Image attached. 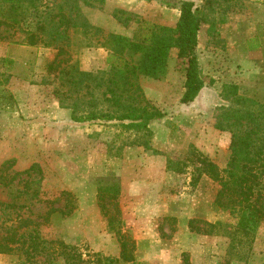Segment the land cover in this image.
<instances>
[{"label":"rangeland","instance_id":"obj_1","mask_svg":"<svg viewBox=\"0 0 264 264\" xmlns=\"http://www.w3.org/2000/svg\"><path fill=\"white\" fill-rule=\"evenodd\" d=\"M2 1L0 18L7 7ZM60 1H26L14 27L0 25V164L11 160L8 175L32 163L42 170L39 182L32 175L36 196L20 193L22 182L0 185V201L24 203L9 214L35 218L48 209L46 199L65 190L74 208L65 215L52 213L39 229L48 239L76 246L84 258H98V264H121L116 227L134 240L135 262L129 264H180L182 252L189 254L190 264H264V220L247 234L230 227V235H205L187 227L189 218L235 224L227 210L213 206L218 184L199 173L191 154L202 153L220 168L226 165L230 133L214 127L215 107L226 104L219 96L224 83L237 84L245 96L264 99V0H214L212 5L195 0L214 21L213 29L210 22L202 23L197 36L205 86L192 102H179L184 66L172 48L162 79L140 77L141 94L125 92L130 105L163 112L147 129L87 118L90 111L110 109L104 99L110 93L103 94L104 86L95 79L82 77L88 87L78 90L66 78L75 71L72 67L108 78L109 34L131 35L137 24L136 19L124 24L116 13L173 25L179 0H104L93 5L79 1L78 15L69 14L73 26L51 40L47 21ZM37 22L44 25L41 36L52 44H25L24 29L35 31ZM58 47L63 53L57 54ZM5 59H13V64H4ZM50 61H59L61 71H48ZM113 185L119 189L120 215L108 203L109 194H104V215L98 190ZM63 200L64 195L54 206L62 207ZM3 212L0 208L1 216ZM164 217H174L175 222ZM17 257L0 253V264H17Z\"/></svg>","mask_w":264,"mask_h":264},{"label":"trees","instance_id":"obj_2","mask_svg":"<svg viewBox=\"0 0 264 264\" xmlns=\"http://www.w3.org/2000/svg\"><path fill=\"white\" fill-rule=\"evenodd\" d=\"M26 1L31 0H3L7 5L4 8V17L0 18V25L14 27L19 22L18 14ZM93 5L104 0H61L57 5V11L47 21L48 33L51 40L64 36V32L72 27L69 14L78 15L79 5ZM205 4H213L214 0H204ZM179 14L173 25L158 24L143 18H137L129 14L121 18L116 13L119 21L127 24L130 19H136V28L131 35L121 33H110L107 41L108 53L106 63L108 64V78L104 80L97 78L89 71L72 67L71 77L66 82L75 86L78 90L88 87V81L82 77L95 79L96 85L104 86L103 94L110 93L104 98L110 103L107 111H90L87 118H104L116 120L118 125L124 128L147 129L152 119L163 116V112L151 110L145 106L137 107L125 101L126 90L141 93L138 83L140 77L162 79L167 70V61L172 48L176 49V57L184 66L183 90L179 102L187 104L192 102L205 81L201 75V68L197 54V36L200 25L210 22L213 29L214 21L197 7L195 0H179ZM120 13L124 11L118 9ZM57 16L55 20L54 17ZM51 25V27H50ZM36 30L25 31V44L36 45L41 43L50 45L45 40L40 30L44 29L42 22L36 23ZM61 27V29H59ZM253 46H250V48ZM63 49L58 47V53ZM60 62L50 61L47 70H60ZM70 78V79H69ZM62 79V77H61ZM63 81V79H62ZM220 98L226 104H219L214 111V127L221 131L230 133V154L225 167L220 168L213 160L202 153L192 151V159L198 163L200 174L218 184V189L213 199V206L224 209L235 218L232 225L226 221H208L201 218H189L187 227L191 232L205 235H230L233 227L235 230L247 234L249 230L256 227L264 220V99L257 100L241 94L235 83H224L219 92ZM11 160H5L0 164V185L9 187L13 182H22L20 193L36 196L38 190L33 188L35 177L39 182L42 178V170L36 163L27 168L7 174ZM199 174L193 180L198 179ZM118 186L107 188L100 187L98 190V205L104 215H108L104 194H109L107 199L115 209V214L120 215L117 205ZM64 195L62 207L54 206L61 196ZM73 198L68 191H61L60 196L46 199L49 204L44 214H37L35 218L16 214L12 216L11 209L23 206L24 203H13L12 201H0L3 216L0 215V253L17 254V264H98V258L91 260L84 258L81 251L74 245L68 244L61 239H48L44 237L39 229L41 224L49 222V217L54 212L62 215L69 214L74 208ZM40 201V199H38ZM21 204V205H19ZM8 210V211H7ZM13 212V211H12ZM108 225L113 228L112 216L108 217ZM164 220L175 222L174 217H164ZM119 242V257L121 264L135 262L134 240L120 228L116 227ZM188 253L182 252L180 264H190Z\"/></svg>","mask_w":264,"mask_h":264},{"label":"crops","instance_id":"obj_3","mask_svg":"<svg viewBox=\"0 0 264 264\" xmlns=\"http://www.w3.org/2000/svg\"><path fill=\"white\" fill-rule=\"evenodd\" d=\"M9 63H10V64H13V59H5V60H4V64H6V65L9 66ZM167 67H168V63H167ZM81 68H82V67H81ZM83 69H85V68H82V70H83ZM85 70H89V69L86 68ZM166 71H167V70H166ZM166 73H167V72H166ZM11 77H14V75L12 74V75L10 76V78H11Z\"/></svg>","mask_w":264,"mask_h":264}]
</instances>
